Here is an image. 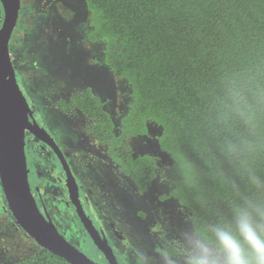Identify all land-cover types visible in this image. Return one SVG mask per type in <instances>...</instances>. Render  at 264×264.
<instances>
[{
	"label": "trees",
	"instance_id": "16d2710c",
	"mask_svg": "<svg viewBox=\"0 0 264 264\" xmlns=\"http://www.w3.org/2000/svg\"><path fill=\"white\" fill-rule=\"evenodd\" d=\"M85 3V38L104 42V63L128 83L130 101L114 117L87 87L56 106L89 120L88 133L138 195L155 178L157 161L134 155L130 141L157 126L172 179L160 198L189 211L192 231L230 220L246 200L264 204V0ZM164 241L156 252L182 259ZM13 264L68 263L40 248Z\"/></svg>",
	"mask_w": 264,
	"mask_h": 264
},
{
	"label": "rangeland",
	"instance_id": "374dc122",
	"mask_svg": "<svg viewBox=\"0 0 264 264\" xmlns=\"http://www.w3.org/2000/svg\"><path fill=\"white\" fill-rule=\"evenodd\" d=\"M88 12L85 0H20L17 23L8 43L11 64L31 110L61 150L86 147V153L97 160L92 161L86 154L79 157L76 168L80 201L85 213L108 236L121 232L129 239V243L117 245L118 239L109 236L121 262L167 264L166 257L155 253L156 248L168 240L183 251L184 237L192 232V227L188 210L172 198H160L172 187L171 160L158 146L160 129L151 124L147 135L130 141L134 155L149 154L157 161L155 178L144 194L137 195L129 180L111 165L104 148L88 134L85 117L78 110L64 113L56 106L86 87L104 100L114 117L121 116L130 101L128 83L104 63V42L85 38ZM2 14L0 4V24ZM36 159L37 156L29 161L35 164ZM38 172L32 169L31 182ZM60 193L66 198L63 190ZM57 209L52 222L61 236L96 262L97 252L93 247L85 248L89 241L73 212ZM62 218L60 222L75 233L65 229L59 222ZM39 249L16 224L0 184V262L13 264L33 257ZM171 260L182 264V259Z\"/></svg>",
	"mask_w": 264,
	"mask_h": 264
},
{
	"label": "water",
	"instance_id": "95a60500",
	"mask_svg": "<svg viewBox=\"0 0 264 264\" xmlns=\"http://www.w3.org/2000/svg\"><path fill=\"white\" fill-rule=\"evenodd\" d=\"M0 4L3 10L0 24V184L8 210L16 224L40 248L48 250L68 264H98L64 239L53 222L39 211L28 182L25 154L27 131L53 148L64 171L70 202L92 244L102 252L109 264H118L106 238L96 230L82 208L77 183L66 159L47 131L35 122L17 82L8 43L17 23L20 0H0Z\"/></svg>",
	"mask_w": 264,
	"mask_h": 264
},
{
	"label": "clouds",
	"instance_id": "9594fccd",
	"mask_svg": "<svg viewBox=\"0 0 264 264\" xmlns=\"http://www.w3.org/2000/svg\"><path fill=\"white\" fill-rule=\"evenodd\" d=\"M182 264H264V204L246 200L233 208L230 220L186 234Z\"/></svg>",
	"mask_w": 264,
	"mask_h": 264
},
{
	"label": "flooded vegetation",
	"instance_id": "af4514ba",
	"mask_svg": "<svg viewBox=\"0 0 264 264\" xmlns=\"http://www.w3.org/2000/svg\"><path fill=\"white\" fill-rule=\"evenodd\" d=\"M2 16H3V14H2ZM68 100H69V98H68ZM68 100H62V101H68ZM27 103H28V101H27ZM28 105H29V103H28ZM29 107H30V105H29ZM74 110H77V109H74ZM74 110H71V111H68V112H64V111H61V110L60 111L61 112H64V113H71ZM32 114H33V118H34L35 122L39 126L43 127V129H45L47 131V133L49 134V136L56 143L57 148L60 151V153L66 159V162H67V164H68V166L70 168V171H71V173L73 174V176H74V178L76 180L77 187H78V193H79V199H80V187H79V182H78V178H77V168H76V167H79L78 166L79 157H80V155L81 156H84L82 154H86L92 161H97V160H94V157H92V155L86 153V151H85L86 147H80V150H78V149L77 150L74 149L72 151L66 150V152H64L63 150H61V148L59 147L58 143L55 141V139L53 138V136L51 135V133L36 118V116H35V114H34L33 111H32ZM85 119L89 122V120L86 117H85ZM29 121H31V118L30 117H29ZM89 124H90V122H89ZM87 128H88V126H87ZM97 144H99V143L97 142ZM99 145L101 147H103L104 150H105V147L104 146H102L101 144H99ZM76 147H79V146H76ZM34 148H37L38 149V152ZM32 149H34L33 152H32ZM74 152H77V155ZM25 154H26V166H27V170H28L29 187H30V190H31V194H32V196H33V198H34V200L36 202V205H37L39 211L41 212V214L46 219L53 221V219H54V217H53L54 211L55 210L58 211L59 209H57V208H61V209L65 208V209L70 210V211L73 212V214L75 215V218H76L77 222L83 228V226H82V224H81V222H80V220H79V218L77 216V213L75 211V208H74V206L70 202V198L68 196V192H67V189L65 187V182H64V179H65L64 178V171H63V168L61 166V163H60L57 155L55 154V151L53 150V148L50 147L46 142H44L41 139H39L36 136H34L32 133L26 131V135H25ZM105 154H106V150H105ZM35 156H37V159L35 160V164L34 163H30L29 158L32 160V157L35 158ZM106 157L108 158L107 154H106ZM108 160H109V158H108ZM111 165H112V163H111ZM32 169H35V170L37 169L39 172L36 173V177L34 179L32 178V182H31L29 178H30ZM37 175H40L42 177L37 176ZM123 178H125V177H123ZM39 188H40V190H39ZM133 188H134V186H133ZM52 190H54V191H52ZM61 190H63L65 192L66 198H62V196H60ZM134 190H135V188H134ZM80 203H81V201H80ZM54 208H56V209L53 211ZM62 220H63V218L60 219L59 222L62 221ZM90 220H91V218H90ZM68 222H70V220H68ZM60 223H62V222H60ZM92 223L94 224L96 230L101 234V236L104 237V238H106L107 243H108L110 249L112 250V252H113V254H114V256H115L116 261L118 262V264H124V263L121 262L120 255L117 253V251L115 250L113 244L111 243V238H113V237L115 238L116 237L118 239V243H116L117 245L120 244V243L127 244V243H129V239L126 236H124L123 234H121V232L118 233V234H116V235H113V234L112 235H109L111 237L110 238L107 235L108 233L105 231V229L102 226H99V225L95 224L93 221H92ZM62 224H64V223H62ZM64 227H65V229L69 228L68 230L71 233H75L74 231L71 230V227H68L65 224H64ZM83 230L85 231V234H86L85 238H87V240L89 241L88 242L89 243L88 245H87V242H85L86 243V245H85L86 247L85 248H87L88 246L94 248L95 252H97L96 253V258H98V259H97L96 262L98 264H100V263L101 264H109L108 261L104 258V255L102 254V252L99 251V250H97V248L92 244V242L90 240V236L88 235V233L86 232V230L84 228H83ZM119 234H121V236ZM155 253H157V252L155 251ZM157 254H159V253H157Z\"/></svg>",
	"mask_w": 264,
	"mask_h": 264
}]
</instances>
